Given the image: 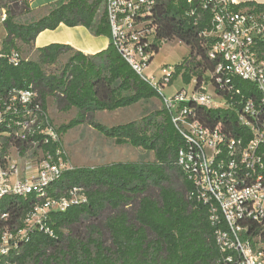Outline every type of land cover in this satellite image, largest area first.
I'll return each mask as SVG.
<instances>
[{
  "label": "trees",
  "instance_id": "trees-1",
  "mask_svg": "<svg viewBox=\"0 0 264 264\" xmlns=\"http://www.w3.org/2000/svg\"><path fill=\"white\" fill-rule=\"evenodd\" d=\"M107 0H58L48 12L27 23L16 21L18 11L31 12L29 0H0L5 9L6 31L1 44L4 51L20 45L31 46L37 35L60 24L84 26L96 36L111 38L106 13ZM205 0H157L154 22L157 36L155 52L175 39L189 47V53L173 66L168 85L178 78L183 84L212 80L218 59H210L214 36H205L213 28L212 11ZM263 12L264 3L246 1L234 10ZM192 12V14H191ZM36 60L22 59L17 66L0 63V91L31 88L36 91L42 111L47 114L48 98L58 111L76 110V116L58 127L63 135L87 123L118 144H130L154 153L153 161L113 162L95 167L80 166L64 170L48 189V196H68L81 188L87 203L66 211H53L48 226L53 235L39 230L29 232L20 250L0 256V264H213L219 256L208 207L193 199L192 183L178 166V152L185 147L183 136L174 126L170 112L156 86L143 79L125 61L112 40L109 46L86 55L66 44L52 43L36 49ZM69 54L58 74L46 73L44 66L55 64ZM232 83L241 95L261 98L254 84L241 78ZM220 92L219 89H216ZM231 94H225L229 99ZM159 98L161 107L138 120L107 127L94 119L96 111H113L141 101ZM199 118L208 125L221 121L235 134L250 138L249 131L237 124L234 111L197 107ZM0 126V133L5 131ZM1 136V135H0ZM19 153L27 149L19 142ZM49 147H45V150ZM40 202L35 194L8 195L0 199V224L10 229L23 226V219ZM8 213L7 220L1 214ZM86 223V231L81 225Z\"/></svg>",
  "mask_w": 264,
  "mask_h": 264
},
{
  "label": "built area",
  "instance_id": "built-area-1",
  "mask_svg": "<svg viewBox=\"0 0 264 264\" xmlns=\"http://www.w3.org/2000/svg\"><path fill=\"white\" fill-rule=\"evenodd\" d=\"M156 4L157 0H107L106 13L111 40L118 52L162 94L173 67L162 69L159 82L145 73L156 53L157 25L153 19ZM238 4L237 0H205L204 7L209 6L212 11L213 28L204 35L216 38L207 55L218 59L210 72L212 80L198 87L192 81L191 90L181 88L163 101L185 140L177 163L193 185L190 196L208 207L219 251L213 264H264V11H235ZM6 18L3 8L1 22ZM22 59L15 49L4 51L0 42V63L6 61L17 66ZM235 77L252 82L260 100L249 97L233 101V95H241L231 81ZM208 86H212L213 94L208 92ZM226 93L231 94L229 99ZM37 97L31 88L0 91V126L6 127L0 133V199L30 194L40 199L23 219L21 228L10 229L0 224V256L20 250L33 230L53 235L48 226L53 211L62 212L87 203L81 188H73L68 196H48L52 183L72 166L63 152L62 134L42 111ZM200 106L234 111L237 124L249 131L250 138L233 133L221 121L212 126L206 124L196 112ZM7 140L9 144L21 143L26 150L39 149L41 156L36 160L34 172L19 177L17 162L11 158L12 148L17 155L19 150L14 145L5 148ZM8 216L3 213L1 219L7 220Z\"/></svg>",
  "mask_w": 264,
  "mask_h": 264
},
{
  "label": "rangeland",
  "instance_id": "rangeland-1",
  "mask_svg": "<svg viewBox=\"0 0 264 264\" xmlns=\"http://www.w3.org/2000/svg\"><path fill=\"white\" fill-rule=\"evenodd\" d=\"M37 15H32L31 12L18 11L16 21L27 23L36 20ZM5 36V29L0 19V41ZM189 47L179 40L169 41L164 43L156 52L145 70L146 74L158 67L155 74V81L159 82L163 77V68L170 69L176 63H179L183 57L188 55ZM20 54L26 60H36L37 53L32 46L20 45ZM69 54H63L58 61L52 65L44 66L46 73L58 74L64 67ZM181 88H192V84H183L181 79H176L172 84H167L162 87V95L166 99L172 98ZM208 92L213 94L212 86H208ZM48 119L57 128L62 124L68 123L76 116V110L61 112L55 106L53 97L48 98ZM162 101L159 98H153L149 101H141L128 107L119 108L113 111H96L94 119L107 127L113 125L124 124L132 120H138L141 117L151 113L155 109L161 107ZM62 148L65 158L72 167L88 166L95 167L113 162H130V161H153L154 153L141 148H136L130 144H118L113 138L107 137L93 126L87 123L80 124L67 133L62 135ZM41 156L38 148L29 147L24 153H18L15 148L11 150V158L17 162V168L21 174L23 162L26 159H35ZM81 231H86V223L81 225ZM30 264V263H29Z\"/></svg>",
  "mask_w": 264,
  "mask_h": 264
},
{
  "label": "crops",
  "instance_id": "crops-1",
  "mask_svg": "<svg viewBox=\"0 0 264 264\" xmlns=\"http://www.w3.org/2000/svg\"><path fill=\"white\" fill-rule=\"evenodd\" d=\"M58 0H29V5L32 15H37L39 18L48 12L50 5ZM239 3L246 1H254L256 3L263 4L264 0H237ZM245 7L244 9H246ZM2 23V22H1ZM3 24V23H2ZM6 35V31H5ZM5 37V36H4ZM2 41V40H1ZM0 41V42H1ZM111 38L107 36H96L88 28L84 26H67L60 24L55 29H46L41 31L35 38L31 45L33 50L43 47L52 43L66 44L71 46L74 50L80 51L86 55L95 54L109 46ZM158 67L152 69L148 75L155 77V70ZM180 79V78H179ZM140 103V102H139ZM138 104V103H137ZM49 107V104H48ZM75 110V109H72ZM138 148V147H136ZM36 168L35 159H26L23 162L22 173H18L19 177H25L34 172Z\"/></svg>",
  "mask_w": 264,
  "mask_h": 264
}]
</instances>
